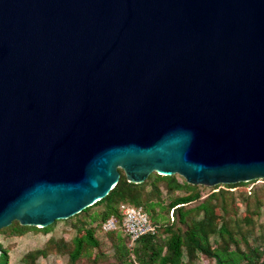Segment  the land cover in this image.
<instances>
[{
    "label": "water",
    "instance_id": "95a60500",
    "mask_svg": "<svg viewBox=\"0 0 264 264\" xmlns=\"http://www.w3.org/2000/svg\"><path fill=\"white\" fill-rule=\"evenodd\" d=\"M119 169L264 179V0H0V229L68 219Z\"/></svg>",
    "mask_w": 264,
    "mask_h": 264
},
{
    "label": "trees",
    "instance_id": "16d2710c",
    "mask_svg": "<svg viewBox=\"0 0 264 264\" xmlns=\"http://www.w3.org/2000/svg\"><path fill=\"white\" fill-rule=\"evenodd\" d=\"M119 171L118 182L103 198L69 217L75 231L69 242L49 238L44 247L28 251L22 261L35 264L51 249L66 253L68 264L90 258L100 247L96 232H103L102 223L114 217L115 229L103 232L114 249V260L108 264H195L199 255L213 259L215 264H264V222L256 231L258 218L264 216V179H259L263 183L257 188L247 190L239 187L248 182L204 187L189 184L177 174L156 172L134 183L126 179L122 169ZM124 202L142 207L156 229L132 245L121 228L119 205ZM240 204L244 208L238 212ZM57 221L39 228L13 220L0 233L8 237L30 230L47 233ZM0 250V264H8V250L1 243ZM102 258L106 257L97 254L93 264H102Z\"/></svg>",
    "mask_w": 264,
    "mask_h": 264
},
{
    "label": "rangeland",
    "instance_id": "374dc122",
    "mask_svg": "<svg viewBox=\"0 0 264 264\" xmlns=\"http://www.w3.org/2000/svg\"><path fill=\"white\" fill-rule=\"evenodd\" d=\"M262 183V180L257 179L253 182L249 181L247 184L240 186L239 188H246L247 190H249L251 188H257ZM237 190L238 188L234 191ZM206 191L208 190H203V192ZM243 208V205L240 204L238 212L243 211ZM262 213H264V208L262 209ZM68 219L58 220L56 224L53 225L51 230L47 233L41 230H30L21 236L9 237L0 233V243L3 248H6L8 250V264H25L22 261L23 256L28 251L44 247L49 238H53L55 240L63 239L69 242L74 236L75 231L71 227V223L70 221H68ZM263 222L264 216L261 215L257 220L256 231H259L261 229ZM96 237L100 241V247L94 249L92 257L82 258L75 264H93L92 260L97 254L104 255L106 257L100 259L102 264L113 262L114 259L112 254L114 249L108 236L103 232L97 231ZM35 264H68V255L66 253L61 254L59 252H55L51 249L45 257H39L36 260ZM195 264H215V261L213 259L206 258L203 255H199Z\"/></svg>",
    "mask_w": 264,
    "mask_h": 264
},
{
    "label": "built area",
    "instance_id": "2783aa9c",
    "mask_svg": "<svg viewBox=\"0 0 264 264\" xmlns=\"http://www.w3.org/2000/svg\"><path fill=\"white\" fill-rule=\"evenodd\" d=\"M119 211L121 214V228L128 237L129 245H132L141 236L155 232V226L142 207L124 202L119 205ZM115 227L116 220L114 217L106 219L101 225L103 232L113 230Z\"/></svg>",
    "mask_w": 264,
    "mask_h": 264
}]
</instances>
